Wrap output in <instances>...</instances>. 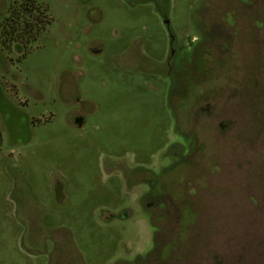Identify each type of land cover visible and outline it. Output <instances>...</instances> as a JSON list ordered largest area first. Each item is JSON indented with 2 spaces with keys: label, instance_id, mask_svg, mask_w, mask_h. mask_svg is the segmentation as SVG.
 <instances>
[{
  "label": "rangeland",
  "instance_id": "1",
  "mask_svg": "<svg viewBox=\"0 0 264 264\" xmlns=\"http://www.w3.org/2000/svg\"><path fill=\"white\" fill-rule=\"evenodd\" d=\"M25 1L0 0V264H264V0Z\"/></svg>",
  "mask_w": 264,
  "mask_h": 264
},
{
  "label": "flooded vegetation",
  "instance_id": "2",
  "mask_svg": "<svg viewBox=\"0 0 264 264\" xmlns=\"http://www.w3.org/2000/svg\"><path fill=\"white\" fill-rule=\"evenodd\" d=\"M162 19L165 29L168 32V49L164 61L159 64L162 69V71L159 72V77L166 79L171 85V90L169 92V97H171L173 95L174 87L177 86L176 84L183 80L184 65L191 66L192 64L191 56L181 51L179 45L177 44L176 37L171 31V26L167 20V16H162ZM77 121L83 123V117L79 113L76 115L74 123L76 124ZM161 191V188H157L156 190L151 189L150 195H148V197H159L161 196Z\"/></svg>",
  "mask_w": 264,
  "mask_h": 264
},
{
  "label": "trees",
  "instance_id": "3",
  "mask_svg": "<svg viewBox=\"0 0 264 264\" xmlns=\"http://www.w3.org/2000/svg\"><path fill=\"white\" fill-rule=\"evenodd\" d=\"M22 7H24L22 20L24 18H26L27 16H29V17L32 18L33 22H36V18L34 16L35 11H40V15H42L43 18L47 17L46 14H45V10L41 11L40 9H42V8L37 6L33 0H26L24 2V4H22ZM20 19H21V16H19V13H18L17 9H11L10 16L6 17L4 19V21H3V23H2L3 32L6 29H8L9 25L11 23H13V22H14L13 25H18V24H15V23H18ZM23 24H24L25 32H27V35H30L34 31V27H32L31 21L30 22H27V21L24 22L23 21ZM18 26L15 27V29H17ZM10 28L14 29V27H11V26H10ZM16 32H17V30H16ZM0 139H1V134H0Z\"/></svg>",
  "mask_w": 264,
  "mask_h": 264
},
{
  "label": "water",
  "instance_id": "4",
  "mask_svg": "<svg viewBox=\"0 0 264 264\" xmlns=\"http://www.w3.org/2000/svg\"><path fill=\"white\" fill-rule=\"evenodd\" d=\"M76 124L80 125L81 123H80V121H77Z\"/></svg>",
  "mask_w": 264,
  "mask_h": 264
}]
</instances>
